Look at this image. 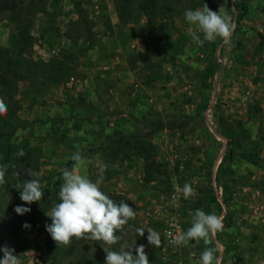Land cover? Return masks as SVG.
<instances>
[{
	"label": "rangeland",
	"instance_id": "obj_1",
	"mask_svg": "<svg viewBox=\"0 0 264 264\" xmlns=\"http://www.w3.org/2000/svg\"><path fill=\"white\" fill-rule=\"evenodd\" d=\"M8 1L11 4L0 10V98L8 109L0 115V164L9 165L7 183L0 186V247L14 249L20 264H105L103 247L119 251L134 245H144L150 264H200L202 251L214 238L207 246L202 240L190 241L186 247L173 245L163 235L166 219L179 221L186 232L197 209L223 216L226 226L239 216L230 210L235 196L226 191L229 187L225 183L243 170L253 172L248 164L242 166L230 159L233 149L228 147L232 143L229 138L242 141L240 131L234 129V122L225 121L223 99L216 108L214 131L208 128L204 112L209 105L210 77H220L221 70L230 73L239 56L237 48L264 37V0H153V4L146 0L149 6L144 12L137 3L125 10L124 16L131 15L132 22L119 19L115 0ZM204 4L217 12L223 6L233 17L236 28L230 42L217 38L196 45L189 28L201 38L203 34L184 14L189 9H202ZM96 9L100 11L98 18L92 14ZM138 41L146 42L151 58L144 63L129 55L130 70L119 69L124 80L136 74L145 79L143 66L149 69L148 76L166 79L164 71L173 60L176 74H181L178 77L191 85L188 91L172 86L159 94L161 107L157 112L148 111L144 87L128 94L129 84L110 94L112 86L107 84L112 80L110 72L116 69L104 74L107 70L103 72L94 58L100 56L97 51L102 45L127 48ZM260 43L264 46V41ZM52 49L56 50L54 55ZM218 51L223 57L220 64L215 56ZM132 63L135 67L131 68ZM101 79L104 87L96 90ZM227 79L221 76L220 81ZM153 87L159 89L157 84ZM131 97L135 101L128 99ZM246 105L249 113L263 109L257 98L246 100ZM154 113H160L163 120L174 117L184 124L177 129L152 130ZM259 126L263 127L261 123L256 128L262 129ZM77 149L85 159V166L77 173L95 181L99 166L107 165L101 190L136 211V218L117 232L120 240L115 245L88 238H72L68 245H57L46 231L45 225L51 224L47 214L60 202L62 172L72 169L67 163ZM20 150L23 156L17 155ZM174 152L177 158L170 162L168 157ZM180 163L185 165L181 171ZM258 165L263 173L264 164ZM25 170L37 175L30 177ZM16 172L20 175H14ZM31 178L40 181L44 197L28 205L13 186ZM186 182L194 190L188 199L176 188ZM18 205L29 207L30 213L18 215L14 210ZM25 223L30 228H24ZM147 229L159 234L160 247L149 244ZM138 230H144V235ZM225 232L217 233L223 241V253L227 247L234 255L229 261L222 259V264H264V240L258 244L261 258L249 256L248 250L239 256L234 245L224 241Z\"/></svg>",
	"mask_w": 264,
	"mask_h": 264
},
{
	"label": "clouds",
	"instance_id": "obj_2",
	"mask_svg": "<svg viewBox=\"0 0 264 264\" xmlns=\"http://www.w3.org/2000/svg\"><path fill=\"white\" fill-rule=\"evenodd\" d=\"M185 18L190 25H194L198 32L203 34V38L196 34L192 28L189 33L193 35V40L197 46H203L207 42H214L217 38L224 42H230L236 28L234 19L223 6L219 11L211 10L207 4L202 9L186 10ZM7 105L3 98H0V115L7 112ZM23 156V150L17 153ZM69 159L73 161L72 169H64L62 172L63 183L59 190V203L54 204L50 214L51 224H46V231L50 234L57 245H68L72 238H88L95 241H102L106 245H115L120 240L117 235L130 220L136 218V211L125 201L117 203L101 190V185L105 179L104 173L107 165L101 164L95 181L89 179L87 175L77 173V169L85 166V159L80 149H77ZM8 164H0V186L7 183L6 174ZM30 177H35L37 173L25 170ZM14 175H20L19 172ZM15 187L20 192V200L24 204L40 202L44 197V191L38 179L25 180ZM177 191L182 192L184 199L193 195V188L189 183L183 187L176 186ZM175 202V201H173ZM18 215L30 213L31 209L23 205H18L14 209ZM224 217L216 214L206 213L203 209H197L192 216L191 227L186 232H182L173 239V245L188 246L190 241H203L210 245L217 233L225 230ZM24 228H30L25 223ZM149 233L147 239L150 245L160 247L161 238L157 232L147 229ZM140 236L144 235V230H138ZM103 247V246H102ZM133 248L135 255H133ZM106 253L105 264H150L149 257L145 252L144 245L129 249L122 247L119 251L110 250L103 247ZM14 249L7 245L0 247L3 257L0 264H20L19 256L14 254ZM214 247H205L200 256V264H222V258L216 255Z\"/></svg>",
	"mask_w": 264,
	"mask_h": 264
},
{
	"label": "crops",
	"instance_id": "obj_3",
	"mask_svg": "<svg viewBox=\"0 0 264 264\" xmlns=\"http://www.w3.org/2000/svg\"><path fill=\"white\" fill-rule=\"evenodd\" d=\"M101 1L104 2L103 0H100V2ZM98 9L92 13L95 15V18H98L100 15ZM111 17L114 21V16L112 14ZM116 20L119 22L117 16ZM254 39L255 42L253 45L245 44L237 48L239 56L234 59L233 67L235 69L233 68L234 70H230V73L226 71L227 69H224L225 71L221 70L220 77H218L220 80L221 76L228 78L226 81L222 82V99L226 102L225 108L223 109L226 117L225 121L234 122V129L240 131L239 137L242 139V141H233L232 138H229L232 143H230L228 147L233 149L230 159L232 162H240L242 166L248 164L249 169L251 168L250 170L253 171L250 173L248 170H243L228 177V180L225 179L228 181L225 184L229 187L226 191H230L235 196L230 210L234 212L235 216L238 212L239 216L234 222H228L227 226L225 225L226 235H224L223 239L234 245L238 253L237 255L242 256L245 254V250H248L249 256L261 258L263 252L260 247H258V244H260L261 239L264 240V185L262 183L264 171L261 173L262 168H260L258 164H264V137L262 134L264 132L261 133L264 128V46L260 43L261 37H255ZM145 43L146 42L139 41L137 43H129L127 48L122 44L112 46L102 45L97 51L100 53V56L95 55L94 58H96L95 61L97 63L101 64L100 68L102 71L103 69L107 70L104 74L109 73L110 68L116 69V71L110 72L112 80L107 84V87L112 86L109 89L110 94H115L117 89L119 90L120 87H127L129 84L130 88H128V94L130 90L132 94L135 93L138 86L139 89L144 87L143 90L148 111L157 112L161 107V103L158 100L159 94L166 93L169 88L173 87L188 91L191 85L186 79L184 80L178 77L181 74H176L177 69L173 65V60L170 65L166 66L164 71L168 75L166 79L163 78V80H158L155 77L148 76L150 74L149 69L143 66L141 73L142 75H147L145 79L143 76L136 74L137 77L128 79L131 81L124 80L121 75L122 71L120 72V70L123 67L130 70L127 64L129 55L132 57L136 55L138 57L136 61H143L144 63L149 60L148 58H151L150 55L147 56V47ZM228 48H231V45H228ZM55 52V49L51 50L52 55H54ZM226 54L228 55L227 50ZM230 62H232V59ZM225 63H228V61H225ZM132 67H135L133 63L131 64V68ZM140 67L139 65L137 68ZM102 76L104 75L102 74ZM154 84H157L160 90H155V87H153ZM101 87H104V81L102 79L96 83V90L101 89ZM255 98L261 101L263 109L258 113H249L246 109V100ZM128 99L131 101L133 99V101H135L132 97ZM154 116L162 119L160 113H154ZM252 123H254V125H252ZM260 123L263 127L259 126L262 128L259 130L256 126ZM251 126H254V129H252ZM252 156L255 157L256 160H253ZM221 157L222 154L219 158ZM219 162L220 161H218V164H220ZM234 176H236V179H234ZM217 183H219V181ZM221 183L223 182L220 181L219 184ZM235 208L238 209L236 210ZM221 239L220 235H218V237L216 235L213 244L209 247L213 246L217 250V256L229 261L233 258L234 253L228 251L229 248L227 247L225 248L226 253H223V245L220 243L222 241Z\"/></svg>",
	"mask_w": 264,
	"mask_h": 264
},
{
	"label": "built area",
	"instance_id": "obj_4",
	"mask_svg": "<svg viewBox=\"0 0 264 264\" xmlns=\"http://www.w3.org/2000/svg\"><path fill=\"white\" fill-rule=\"evenodd\" d=\"M200 56L202 57L203 54H201ZM215 56L217 63L220 64L223 61V57H221L220 51H218ZM209 86H210V99H209V105L204 112V119L210 131H214L217 126L216 115H215L216 108L220 105L222 99L223 84L222 81H220V79L217 77V75L213 74V76L210 77ZM176 158H177L176 152H174L168 157L170 162H173L174 159ZM184 167H185L184 163H180L178 165V170L181 171L184 169ZM182 232H183L182 223H180L177 220H173L170 217L166 219V227L163 235L168 243H171V241L177 238Z\"/></svg>",
	"mask_w": 264,
	"mask_h": 264
},
{
	"label": "trees",
	"instance_id": "obj_5",
	"mask_svg": "<svg viewBox=\"0 0 264 264\" xmlns=\"http://www.w3.org/2000/svg\"><path fill=\"white\" fill-rule=\"evenodd\" d=\"M152 4L154 3V1H151ZM133 3H137V7L140 10V12H144L146 11V7L149 6V3H146V0H139L137 2V0H115V8L116 11L118 13V17L119 19H121L122 21L127 20L128 22H132L134 20V18H132L131 15H125V10L126 9H131V6ZM9 4H11L8 0H0V10H3L5 7L9 6ZM130 16V17H129ZM261 40L264 41V37L261 36ZM183 121L180 120H176L174 117H171L168 120H163L161 118L155 117L153 119V122L151 124V129L152 130H159V129H163V128H169V129H177V128H181L183 126ZM73 161H68V165H73Z\"/></svg>",
	"mask_w": 264,
	"mask_h": 264
}]
</instances>
